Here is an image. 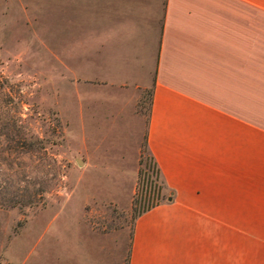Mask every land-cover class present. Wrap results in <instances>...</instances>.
I'll return each mask as SVG.
<instances>
[{
    "label": "crops",
    "instance_id": "crops-1",
    "mask_svg": "<svg viewBox=\"0 0 264 264\" xmlns=\"http://www.w3.org/2000/svg\"><path fill=\"white\" fill-rule=\"evenodd\" d=\"M65 1L93 47L61 61L150 94L166 196L135 217L127 264H264V0Z\"/></svg>",
    "mask_w": 264,
    "mask_h": 264
},
{
    "label": "rangeland",
    "instance_id": "rangeland-1",
    "mask_svg": "<svg viewBox=\"0 0 264 264\" xmlns=\"http://www.w3.org/2000/svg\"><path fill=\"white\" fill-rule=\"evenodd\" d=\"M73 6L0 0V264H127L135 217L166 196L149 91L60 59L93 47Z\"/></svg>",
    "mask_w": 264,
    "mask_h": 264
},
{
    "label": "trees",
    "instance_id": "trees-1",
    "mask_svg": "<svg viewBox=\"0 0 264 264\" xmlns=\"http://www.w3.org/2000/svg\"><path fill=\"white\" fill-rule=\"evenodd\" d=\"M151 159H152L153 167H154V169H155V171H156V174L159 175V171H158V169H157V167H156V163L153 161V158H152V157H151ZM158 203H159V202H154V203H152V204L147 205L145 208L142 209V211H140V212L137 214V216H138L139 214H141L143 211H146V210L150 209L151 207L155 206V205L158 204Z\"/></svg>",
    "mask_w": 264,
    "mask_h": 264
}]
</instances>
